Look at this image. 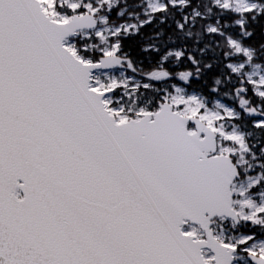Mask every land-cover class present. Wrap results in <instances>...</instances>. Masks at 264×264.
<instances>
[{"label":"snow or ice","instance_id":"1","mask_svg":"<svg viewBox=\"0 0 264 264\" xmlns=\"http://www.w3.org/2000/svg\"><path fill=\"white\" fill-rule=\"evenodd\" d=\"M0 264H264V0H0Z\"/></svg>","mask_w":264,"mask_h":264}]
</instances>
